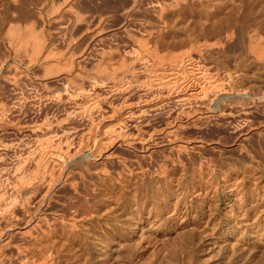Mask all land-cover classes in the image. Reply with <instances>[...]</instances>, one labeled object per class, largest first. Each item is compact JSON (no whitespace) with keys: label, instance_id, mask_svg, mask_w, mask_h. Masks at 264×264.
<instances>
[{"label":"rangeland","instance_id":"rangeland-1","mask_svg":"<svg viewBox=\"0 0 264 264\" xmlns=\"http://www.w3.org/2000/svg\"><path fill=\"white\" fill-rule=\"evenodd\" d=\"M176 3L177 5H175ZM159 8L162 10L160 15ZM11 26L16 27L21 32V36L22 34L24 35V33L26 34L32 31L37 34H43L45 37L44 47L41 53L35 57V59H32L33 61H30V47H20L22 40L15 39L16 43H14L12 42L14 38H10V36L7 35L6 31ZM147 28L150 29V32H147ZM144 29L146 32H144ZM143 37L149 42V49L152 50L154 45L156 46L154 50H157L158 54H155V57H152L154 53H152L151 50H146L138 44ZM100 38H102L101 41L98 40ZM137 39L141 40L137 42ZM18 41L20 44L17 43ZM155 41L159 45L156 44ZM151 46L153 48H151ZM15 47H17V49ZM110 49L113 50V53ZM103 50L107 52L105 53ZM132 50L136 52L135 54L140 53L139 56L142 55V57H146L144 59L149 62L150 66L148 64V68L144 69L145 71L140 68L138 70V67L136 69V65L134 66V64L130 63L134 56V54H131L132 58L130 56L129 51L132 52ZM49 52L53 55L50 56V58L48 57V60L45 58V55ZM25 53H27V55ZM101 53L104 54L105 57H102V55H100ZM148 53L152 55L148 56ZM84 54H86L85 60L82 58ZM109 54L111 55L109 56ZM120 55L122 57L124 56V59L129 61L125 62L124 60V63H122ZM71 57L74 62L72 64L73 66L69 64ZM173 57H179L178 59L181 58L185 66L188 64L187 66L191 67L188 69V73L186 72V74H184L185 78L180 76L182 79L177 82L179 87L175 88L174 91H178L182 93V95L186 88V91L195 92L193 94L196 95L192 97L194 103L192 104L190 100L189 103L191 107L188 106V102H186L187 106L183 104L185 107L182 104H176L177 106L174 104L170 107L167 106L166 108L169 109L170 112H167V109L164 107L160 110L161 112L157 111V115H153L154 117L156 116L155 118L150 116L152 112L151 114L149 112L146 119L152 117V119H150L151 123L148 121L149 125L143 123V126L140 124V127H143L144 129H142L144 131H152L160 127V125L161 128L159 129L163 127L166 128L168 123L165 122V119L166 121L170 120V123L174 117L171 125H173V123H182L183 127L187 126L186 129L184 128L185 130L182 126V128L178 130V133L180 131L179 134H181V136L184 135V137L182 136V138L179 139L180 135H178V137L175 140H171V142L166 141L165 143H159L157 145L159 147H156L154 149L155 151L153 150V153H150L151 155L141 154V152L137 150V145L129 146L127 144H121L118 147L116 145L112 148L107 147L105 150H102V153H107L109 151L107 154H110L112 152V154H110L112 156L109 155L110 157L104 158L105 155H102V157L96 158L98 141L102 137L100 135L103 133L101 132L103 131V126L106 122L108 123H106L107 126L113 125L114 123L109 116L105 114L104 117L107 119L104 118L105 121L99 124L97 122V117H100V113H104L105 111V109L101 108V110L99 108L100 113L98 112L99 110L97 111L98 114L95 112L97 116L95 113L92 114L94 115V119L96 117L95 122L98 124H95L98 126H96L97 128L95 127V133H99H97L94 140H91L87 145L89 146L92 144L93 146L91 145L90 148L88 147L89 149L87 147V149L84 148L82 151L84 154L82 153L72 158V161L67 158H62V163L66 168L71 167L70 170H74L75 178L77 177L76 180L79 179L81 175L82 177L84 176L83 179L82 177L80 178L81 181H77L79 183H85L89 188V182L95 180L98 182L99 180L98 176H100L101 171L98 172V169L106 166L110 175L103 180L106 185L104 186V183V187H100L99 190H102V192L98 190L100 198H102V200L110 198L108 195L110 194L109 190L114 186H117V190L119 189V191L115 196L108 199V207L103 204L105 203L103 201L102 203H98V217L101 218L105 215L103 210L111 211V209H113L111 206V204L114 205V203H112L113 201L123 202L122 204L125 203L124 206L129 201L125 209L127 212L126 215L130 217L132 212L139 214L140 223H137L136 230L125 238L129 250L126 249L127 246L117 249L116 244H113V247L116 248L115 252L111 253V255H109L110 257H107L109 260L107 258L105 259L106 261L104 260L105 263L133 264L130 263L133 260L134 264H239V262H241V257L239 258V256L242 252L239 248H241L242 245H244L249 252V256H247V258H249H246L249 262L256 253L255 247L258 244L264 245V239L261 240V235H259L260 227L257 226L261 212H257L256 209L258 195L263 194L264 197V177L261 175L264 171V0H182V2L181 0H177L176 2L175 0H0V102L4 100L7 103L9 101L11 104L12 98L15 95L13 92L16 91H13L10 86V81L13 79L14 75L18 77L19 74L21 81L27 86L29 85L24 88V90L28 91H24L26 92L25 94L31 96L30 100L29 97L26 98L28 100H25L26 103L28 102L27 104L24 102L26 106L24 104L22 109L19 107L18 110L15 109L14 113L12 112L13 114L8 117L9 123L6 121L7 125L0 120V126H2V129L0 127V157L3 159L0 162V166L2 164L3 168L5 167L4 170L6 171V169H9L8 172L11 173L10 171L13 165H16L19 158L28 152L29 147L33 143V140H30L31 134L27 131L28 128L21 127L23 126L21 122L29 120H37L36 123L39 121L41 122L44 114L48 115L47 117L53 120L54 117L60 116L65 111L64 109H68L70 104H61L58 99L54 100V96L58 91L61 92L64 86L70 90H74L78 87H82L86 90L94 85L93 82H99L98 85L100 87L97 86L95 89L101 92L106 89V87L109 88L112 84L123 85V83L127 81L128 83L126 84H131L128 93V95H130V93L131 95L128 97V101L136 105L137 97L142 94V89L143 93L145 92L149 96L153 93L152 96L156 97L157 93H159V91H155L152 88L150 90L149 87H145L148 86L145 84L151 85L155 83L162 72L165 73L168 70H171V72H176V70L178 73L180 72L178 66L180 61L176 63ZM153 60H157V62ZM52 62L60 64L61 68H59V66L56 68L57 70H51L52 73L50 71V75L48 74L49 76L44 75V68L48 64H54ZM76 62L78 63L76 64ZM16 69L17 71H15ZM97 69L99 71H96ZM141 70L143 71L141 72ZM133 71L135 73H133ZM192 71L195 72L193 73ZM23 72L24 74L22 77L21 73ZM107 74L109 75L107 76ZM149 77H152L151 80ZM30 80L33 81L32 86H34V91L31 88L32 86L30 87L32 83ZM27 81L30 83H27ZM34 83H37L36 87ZM63 84L64 86H62ZM140 84L143 87L142 89ZM100 88H102V90H100ZM145 88H148V91ZM30 91L32 94H29ZM114 91L112 92L113 96L110 95V98H108L112 102H117L126 94L123 92L127 90L121 92L117 91L116 93ZM198 91L200 93H198ZM139 92H141V94ZM164 92L165 91H160L159 97L157 96L155 99L152 97L153 101L150 103L156 104L166 100L167 94ZM17 93H19L18 90ZM174 93L172 92L171 95H174ZM108 98L106 99V103L111 102L108 101ZM160 98L162 100H160ZM195 98L196 100H194ZM31 99L36 100L32 101ZM201 99L206 103H203ZM199 100H201L202 106L201 104H195V102ZM29 101L31 103L34 102L32 105H36L34 106L35 109L32 108L33 106L29 104ZM38 103L39 105H37ZM106 103L104 107L107 109ZM198 103H200V101ZM139 104L141 105L143 103ZM57 106H59L60 109ZM180 106L182 108L179 111ZM196 106L198 109H196ZM171 107L175 109L173 112ZM23 108H26L24 112ZM176 108L179 114L176 112ZM200 109L201 111H199ZM195 110L198 111L196 112ZM36 112L38 113L36 114ZM33 113L34 115H32ZM166 114L170 118L165 116ZM174 114H178L179 117L178 115L175 117ZM201 114L205 116L203 117ZM183 115L185 117H183ZM84 116L86 117L87 114ZM198 116L199 118H197ZM85 117H73L74 121L71 119L70 122H73L70 126L77 127L76 125L79 124L80 126H78L82 131L84 128L83 125L87 128V122H90L86 120L89 116ZM18 121L20 126H18ZM184 122L187 125L184 126ZM101 126L102 129H100ZM133 128L135 127H128L127 131L132 130L129 132L135 133V129ZM76 130L80 131L78 127ZM79 131H77L78 134L81 133V131ZM20 135H24V138ZM160 135H158V141L161 139ZM76 136L78 135L76 134ZM18 138L23 140H19ZM96 139L98 140L97 142L95 141ZM17 141L20 144L17 143ZM94 143L97 144L94 145ZM179 143L189 145V147L194 146V148L189 151L186 150L185 152L175 151L176 149L173 150L172 145L174 146ZM24 144L28 145L26 146ZM93 152H95L93 155L96 157L92 155ZM8 162L9 164H7ZM78 164H81L82 167L81 165L78 167ZM160 165L162 167L164 166V168ZM73 167L77 169L76 171L78 172L76 173H78V175L75 173ZM128 170L138 174L136 179H133V181H136L134 183L137 184H133V181H129V178L127 179L130 173ZM138 170L140 171L138 172ZM159 172L161 175H159ZM119 173L121 174V178H123L121 184L116 181ZM164 173L167 176L164 175ZM142 175L144 176L141 177ZM0 177L3 179L2 176ZM1 178L0 182L2 180ZM1 184L3 187L0 186V189H3L4 186L8 187L4 179ZM58 185L59 188L56 187L57 189L54 188L53 191V203H55L53 204V209H59L63 201L70 200L71 197L74 198V196H77L74 191H71V188L63 187L61 184ZM7 187L4 188V190H6V194L11 195L9 194L11 191H9L10 189ZM41 188L38 191L40 194H42L46 186H42ZM39 193H37L33 202L30 200L32 204L25 198L27 196L26 194V196L23 192L19 194V196H21L20 198L18 196L17 201L20 202L25 199L27 202H21L23 203V207H19L22 204L17 205L19 202H17V204L15 203L16 207L14 206L15 204L12 207L10 206L7 214L1 213L4 212L1 211L0 225L4 226L7 223H4L7 221L5 216H8L10 212L12 214V209L14 214L11 215V218L12 216L14 219L16 217V221L12 219V222L17 225L11 226L12 229L19 225H27L25 220L27 221L29 217L23 211H27V209L29 210L32 207L34 209L36 203L38 205ZM67 194H69V196ZM163 197H168L167 199L171 203L178 199L179 204L175 211H165L162 216H156L154 214L147 217L148 214L146 213H148L149 205L141 209L134 203L137 201L142 203L144 200L150 203L153 200L155 204H158L162 203L161 199ZM26 204L29 205V207L25 206ZM18 207L21 209H18ZM109 207L110 210L108 209ZM133 207L138 208L135 209ZM172 207L171 205L168 206V208L171 209L170 211H172ZM22 208L25 210H22ZM121 212L119 210V213ZM4 214L6 215L4 216ZM20 216H22L24 222ZM87 221L88 219L81 223L84 228H82V235L87 238V242L90 240L89 242L93 243L94 240H96V238H92V232L89 231L92 225L95 226V224H100L101 227H105L107 224L105 229L107 230L110 228V221L108 222V218H105L103 223L102 220L99 222L96 219L95 221L94 219ZM129 222V220L128 222L126 220V222H123V226L128 227ZM2 226H0V228ZM87 226L89 227L87 228ZM28 227L26 229H28ZM261 227L264 230L263 223ZM55 228L61 229L59 223L56 224ZM127 229L128 228H124V230ZM104 233H106V231L100 233V235ZM20 235L21 234L14 233L11 236L13 239L10 238L9 247L4 251L6 255L8 254L7 259L9 260V264H19L18 260L20 259L15 250L16 246L23 245L27 247L30 244L31 246L29 245L28 249L31 248V252H35L36 254L41 246L44 248L47 244L52 242L51 238L54 237L53 241L58 240V237H52L50 233L47 234L50 237H38L37 240L40 242L34 240V238L31 239L32 237L28 235ZM39 236H41V234ZM3 237L5 238V236H2L0 240L3 239ZM91 239H93V241ZM39 244L41 245L39 246ZM71 246L74 245H67V248L62 254H69L71 251H69L68 248H71Z\"/></svg>","mask_w":264,"mask_h":264},{"label":"bare ground","instance_id":"bare-ground-1","mask_svg":"<svg viewBox=\"0 0 264 264\" xmlns=\"http://www.w3.org/2000/svg\"><path fill=\"white\" fill-rule=\"evenodd\" d=\"M135 1V0H134ZM150 1V0H149ZM157 1V0H156ZM177 0H175L176 2ZM180 1V0H179ZM184 1V0H183ZM193 1V0H192ZM152 2V1H151ZM150 2V3H151ZM161 2V1H160ZM171 2V1H170ZM182 2V0H181ZM186 2V1H185ZM174 3V1H173ZM138 4V3H136ZM156 4V3H155ZM159 4V3H158ZM195 4V3H194ZM149 5V3H148ZM171 5V4H170ZM177 5V3L175 4ZM151 6V5H150ZM153 6V5H152ZM135 8V7H134ZM140 9V8H139ZM137 9V10H139ZM160 9V8H159ZM164 9V7H163ZM136 10V11H137ZM156 10V9H155ZM154 11V10H153ZM157 11V10H156ZM162 10L160 9V12H159V15ZM141 12V11H140ZM181 12V11H180ZM158 13V12H157ZM163 15V14H161ZM155 16V15H154ZM156 17V16H155ZM160 17V16H159ZM150 18V17H149ZM158 18V17H157ZM156 19V18H155ZM160 19V18H159ZM159 21V20H158ZM168 21V20H166ZM164 22V21H163ZM139 23V22H138ZM141 23V22H140ZM142 24V23H141ZM140 24V25H141ZM144 24V23H143ZM146 24V23H145ZM149 25V24H148ZM150 26V25H149ZM135 27V25H134ZM146 27V26H145ZM138 28V27H137ZM161 28V27H160ZM140 29V27H139ZM143 29V28H142ZM162 29V28H161ZM160 29V30H161ZM127 30V29H126ZM145 30V29H144ZM147 32H150V29L147 28ZM30 31V30H29ZM146 32V30L144 31ZM7 35L10 36V38H14V43H16L15 39H19V40H22V45L20 44V42L18 41L17 43L20 44V47H30V61L35 57H37L40 53H41V50L42 48L44 47V44H45V41H44V36L43 34H37V33H34L32 31H30L29 33H24V35L22 34L21 36V32L16 28V27H9L8 30L6 31ZM128 33V32H127ZM147 34V33H146ZM152 34V33H151ZM116 35V34H115ZM128 35V34H127ZM149 35V33H148ZM25 36V38H24ZM126 36V35H125ZM132 36V35H131ZM134 36V34H133ZM140 36V35H139ZM127 37V36H126ZM138 37V35H137ZM141 37V36H140ZM139 37V38H140ZM157 37V36H156ZM165 37V36H164ZM169 37V36H168ZM24 38V40H23ZM113 38V37H111ZM130 38V37H129ZM135 38V36H134ZM142 38V37H141ZM148 38V37H147ZM99 41L102 40V38L98 39ZM141 39H137V42L140 41ZM158 40V39H157ZM23 41H24V44H23ZM130 41V40H129ZM159 41V40H158ZM163 41V40H162ZM165 41V40H164ZM11 42V44H12ZM125 42V40H124ZM136 42V43H137ZM154 42V41H153ZM156 42V41H155ZM13 43V44H14ZM130 43V42H129ZM135 43V44H136ZM152 43V41H151ZM125 44V43H123ZM138 44L140 45V47H143L145 48L146 50H151L149 49V42L147 41V39H145L143 37V39L138 42ZM156 44H158L156 42ZM163 44V42H162ZM161 44V45H162ZM170 44V43H169ZM122 45V44H121ZM142 45V46H141ZM152 45V44H151ZM159 45V44H158ZM166 45V44H165ZM16 46V45H14ZM129 46V45H128ZM17 49V47H15ZM137 48V47H136ZM151 48H153L151 46ZM154 48H156V46L154 45ZM154 48L151 50L152 53H154V55L152 54H149L148 56L152 55V57L154 56L155 57V54H158L157 50H154ZM166 48V47H165ZM15 49V50H16ZM118 49V47H117ZM116 49V50H117ZM124 49V48H123ZM126 49V48H125ZM135 49V48H134ZM26 50V49H25ZM28 50V49H27ZM111 50V49H110ZM129 50V49H128ZM127 50V52H128ZM17 51V50H16ZM29 51V52H30ZM100 51V50H99ZM104 51V50H103ZM123 51V50H121ZM138 51V50H137ZM55 52V51H54ZM105 52V51H104ZM103 52V53H104ZM107 52V51H106ZM105 52V53H106ZM110 52V51H109ZM111 52L113 53V50H111ZM118 52V51H117ZM130 52V56L131 54L133 56H131L132 58V64H134L135 68L137 69L138 67V70L139 68L140 69H147L148 68V64L149 62L146 61V57H142L139 56V54H135L136 52H134L132 50V53L131 51ZM149 52V51H148ZM157 52V53H156ZM21 53V52H20ZM19 53V54H20ZM126 53V52H125ZM145 53V52H144ZM18 54V55H19ZM27 55V53H25ZM44 54V53H43ZM49 52L48 54L45 55V58L49 60L50 56H52L53 54H51ZM55 54V53H54ZM97 54V53H96ZM115 54H120V53H115ZM124 54V53H123ZM122 54V55H123ZM128 54V53H127ZM143 54V53H141ZM17 55V56H18ZM24 55V56H26ZM56 55V54H55ZM71 55V54H70ZM85 55H83V59L85 60ZM102 55V57L105 55L104 54H100ZM111 54H109L110 56ZM125 55V54H124ZM144 55V54H143ZM108 56V57H109ZM121 56V55H120ZM129 56V55H128ZM145 56V55H144ZM21 57V56H20ZM27 57V56H26ZM29 57V55H28ZM49 57V58H48ZM99 57V56H98ZM101 57V56H100ZM127 57V56H126ZM159 57V56H158ZM19 58V57H18ZM25 58V57H24ZM87 58V57H86ZM130 58V59H131ZM149 58V57H148ZM175 58L174 61L179 62L178 66H179V70L180 72L178 73L177 70L176 72H171V70H168L166 71L165 73H160V77L156 79V82L153 83V84H145V85H148V86H145V87H149L150 90L151 88L154 89L155 91H159V93L157 92H154V93H157V96L160 94V91H165L164 93H166V100L164 101H161L159 103H150L153 101V98H157L152 96L153 93L149 96L147 93H143V87L141 86V89H142V94L141 92H139L141 95H138L137 97V100H136V105L133 104L132 102L128 101V97L131 95H128L129 91H130V85L129 84H126L128 83L126 81V83L124 82L123 85H115V84H112L111 86H109V88H107L106 86V89H104L103 91L99 92L95 89V87H100L98 85V83L96 82H93L94 85L91 86L90 89H84L82 87H78L74 90H70L68 89L66 86H64V84L62 86H64L63 90L61 92H57V94L54 96V100L58 99L59 102H61V104L63 103H67V104H70V106H68V109H64L63 113L60 115V116H57V117H54L53 120H51L49 117H47L48 115H45L43 116L41 122L39 121L38 123H36V121H32V120H29V121H26V122H21V127H25V128H28L27 131L30 132L31 134V139L29 137L30 140H33V143L31 144V146L29 147V150L28 152L23 155L21 158H19V160L17 161V164L16 165H13V168L11 169V173L8 172L9 169H6V171L4 170L2 164V168L0 166V176L3 177V179L6 181V184L8 185L7 186H4V188H9L11 191V195H8L6 194V190L3 189H0V212L1 211H4V212H1V213H6L7 214V211H9L8 208H10V206L12 207L15 203L17 204V199H18V196L19 194H21L22 192L24 193V195L26 196L25 198L27 199V201L30 202V200H32L31 202L34 201L35 199V196L37 195V193H39V189L43 186H46L45 190L42 192V194H40L39 196V199H38V205L36 203L33 204L35 205L34 209L33 207L31 208V205L30 208L31 209H27V211H23L25 212L29 218H27V221L25 220V223L27 225H24V226H18V227H12L11 226H15L16 223H13L12 222V218H11V215L14 214L13 212V209H12V214L10 212V214H8V216H5L6 214H4L5 218L7 221H5L4 223H6L4 226H2L0 228V237L2 238V236H5V238L3 237V239L0 240V264H9V260L7 259V255L5 254V249L7 247H9L10 245V238H12L11 236L15 233L17 234H21V235H28L29 237H32L31 239L34 238V240H37L38 237L40 238H45L47 237L48 233H50V236H55V237H58L56 240L57 241H53L54 237L51 238L52 239V242L50 244H45L46 247L40 248V250L38 249L37 253L35 254V252H31V248L28 249L29 245H25L27 247H24L23 245L22 246H16L15 250L17 251V256H19V259L18 260L19 264H107L104 262V260L109 256L111 255V253L115 252V249L117 248H124L127 246V242L125 241L127 238V236L130 235V233H134V231L136 230V225L137 223L139 222L140 223V218H139V214L136 213V212H132L130 217L129 215H126L127 212L125 211L126 209V206L128 204V202L126 203V205L124 206V204H122L123 202H112L114 203V205L111 204V206L113 207V209H111V211H105L103 210L104 207H103V213L105 214L103 217H98L97 216V213H98V210H99V205L98 203H103L105 206L108 207V199L112 198L113 196H115V194L119 191V189L117 190V186H114L112 189H108L110 191V194L108 199H105V200H102V198H100L99 196V193H98V190L100 189L101 186H103V184L105 182H103V180H105L106 177H109V173H108V170L106 169V166H103L101 168H99L97 171L100 172V176H98L99 180L98 182L95 181H91L89 182L90 183V188L85 185V183H82V182H78L77 180H80L75 178V175H74V170H70V168H66L65 165L62 163L63 159L62 158H67L69 160H71L72 158H75L77 156H79L80 154H82L83 152V149L84 148H90L91 145L87 146L88 143L91 141V140H94V138L96 137V134L99 133H95L96 132V128L98 127L97 123L95 122V119L93 118L95 112H97L99 110V108L101 109H105L104 113L101 112L100 113V110L98 111L100 113V117H97V122L99 124H102L105 120L104 117L105 114L107 116H109V118L111 119L113 123V125H106L105 123V127L103 126V132L102 136L99 141L96 139L95 141L97 142L98 141V147H97V151H96V155H93L95 152L92 153L93 156H95L96 158H100L102 157V155H105L104 158L108 157L110 154H112V152L110 154H107L109 153V151L107 153H102V150H105L107 147H113V146H116L117 147L121 144H127V145H137V150L141 152V154L145 155V154H150L151 152L153 153V150L156 148V147H159L157 146L159 143H165L166 141L167 142H171V140H175L178 135H180V138H182V136L184 137V135L181 136L180 131L178 133V130L180 128L183 127L182 123H173V125H171L172 123V120L171 122L169 123V121L165 119V122H167L168 126L166 128H162V129H159L161 128V125L160 127H158L157 129H153L152 131L150 130H147V131H144L143 127H140V124H142L143 126V123L144 124H147L149 125L148 121H150V119H152V117H154L153 115L158 113L161 109H163L164 107L166 108L167 106L170 107L172 105H183V104H186V102H192V104L194 103L193 100H192V97L193 95H196V94H193L195 92H189V91H184L183 95L182 93L180 92H176L174 91L175 88L179 87L178 85V80L182 79V77L180 76H185L184 74H186V72L188 73V69H190L191 67L189 66H185L183 63H182V59H178L179 57H173ZM172 58V59H173ZM43 59V57H42ZM65 59V58H64ZM81 59V60H83ZM113 59H114V56H113ZM127 59V58H126ZM171 59V58H170ZM178 59V60H177ZM45 60V59H44ZM96 60V59H95ZM101 60V58H100ZM109 60H110V57H109ZM122 60V63H124V56L122 57L121 56V59ZM185 60V59H184ZM33 61V60H32ZM47 61V60H46ZM115 61V60H114ZM126 61H129V60H125ZM131 61V60H130ZM154 61V60H153ZM157 62V60H155ZM154 61V62H155ZM79 62V61H78ZM76 62V64L78 63ZM85 62V61H84ZM83 62V63H84ZM108 62V61H107ZM121 62V61H120ZM172 62V61H171ZM184 62V61H183ZM46 63V62H45ZM50 63V62H49ZM54 63V62H52ZM73 59L71 57V60L69 61V64L70 66H73ZM68 64V65H69ZM46 65V64H45ZM67 65V63H66ZM153 65V64H152ZM156 65V64H155ZM29 66V65H28ZM60 66V67H59ZM79 66V65H78ZM127 66V64H126ZM129 66V64H128ZM150 66V64H149ZM177 66V64H176ZM177 66V67H178ZM61 68V65L60 64H48L46 65V67L44 68V71H45V74L44 75H47L49 76L50 75V71L53 69L55 70L56 68ZM69 67V66H68ZM159 67V65H158ZM166 67V66H165ZM16 68V67H15ZM63 68V67H62ZM67 68V67H66ZM71 68V67H70ZM83 68V67H81ZM100 68V67H99ZM103 68V67H102ZM105 68V67H104ZM124 68V67H123ZM127 68V67H125ZM131 68H132V65H131ZM134 68V67H133ZM134 68V69H135ZM151 68V67H150ZM68 69V68H67ZM106 69V68H105ZM104 69V70H105ZM57 70V69H56ZM65 70V69H64ZM103 70V72H104ZM115 70V69H114ZM126 70V69H125ZM130 70V69H129ZM132 70V69H131ZM141 70V72L143 71ZM149 70V69H148ZM165 70V69H164ZM174 70V71H175ZM17 71V69L15 70ZM22 71V70H21ZM51 71V73H52ZM69 71V70H68ZM96 71H99L98 69ZM145 71V70H144ZM153 71V70H152ZM157 71V70H156ZM159 71V70H158ZM20 72V71H19ZM76 72V71H75ZM106 72V71H105ZM132 72V71H131ZM193 73L195 71H192ZM18 73V72H17ZM128 73V72H126ZM133 73H135L133 71ZM132 73V74H133ZM191 73V71H190ZM189 73V74H190ZM15 74V73H14ZM24 74L21 73V76ZM26 74V73H25ZM49 74V75H48ZM75 74V73H74ZM78 74V72H77ZM137 74V73H136ZM139 74V73H138ZM159 74V73H158ZM20 75V74H19ZM19 75L18 77H13V79L10 81V86L12 87L13 91L15 90L16 92H13L15 93L14 97L12 98V102L11 104L6 102V101H2L0 102V120L2 121V123H6V121L8 122V117L13 114L15 112V109L18 110L19 107H21L22 109V106L26 103L25 100H27L26 98L29 97V100L31 98V96H28L27 94H25L26 92L24 91H27V90H24V88L27 86L25 83H23V81H21V77L19 78ZM53 75V74H52ZM58 75V74H57ZM109 74H107L108 76ZM127 75V74H125ZM111 76V75H110ZM156 76V74H155ZM188 76V75H187ZM186 76V77H187ZM23 77V76H22ZM25 77V76H24ZM60 77V76H59ZM66 77V76H65ZM121 77V76H120ZM190 77V76H189ZM118 78V77H117ZM123 78V77H122ZM150 78V77H149ZM152 78V77H151ZM150 78V80H151ZM155 78V77H154ZM185 78V77H184ZM58 79V78H56ZM66 79V78H65ZM189 79V78H188ZM61 80V79H59ZM31 81V80H30ZM117 81V80H116ZM25 82V81H24ZM31 85L30 87L32 86L33 84V81H31ZM62 82V81H61ZM66 82V80H65ZM107 82V81H106ZM141 82V81H140ZM148 82V81H147ZM150 82V81H149ZM187 82V81H186ZM27 83H30L27 81ZM109 83V82H108ZM116 83V82H114ZM130 83V82H129ZM152 83V82H150ZM182 83H185V82H182ZM37 84V83H36ZM36 84L34 83L35 87H36ZM44 84V83H43ZM101 84V83H100ZM180 84V83H179ZM189 84V82H188ZM187 84V85H188ZM41 85V84H40ZM45 85V84H44ZM90 85V84H89ZM152 87H150V86ZM181 85V84H180ZM185 85V86H187ZM29 86V85H28ZM27 86V87H28ZM38 86V85H37ZM80 86V85H79ZM104 86V85H103ZM189 86V85H188ZM135 87V86H134ZM181 87V86H180ZM203 87V86H202ZM201 87V88H202ZM32 90L34 88V86L31 87ZM192 88V87H191ZM28 89V88H27ZM36 89V88H35ZM137 89V88H136ZM146 89V88H145ZM148 89V88H147ZM146 89V90H147ZM180 89V88H179ZM195 89V88H193ZM17 90L19 93H17ZM31 90V91H32ZM37 90V89H36ZM61 90V89H60ZM100 90H102V88H100ZM115 90V91H114ZM126 91V92H123V93H126L124 94L123 97H121L117 102H112L109 98V96H113L112 95V92L114 91L115 93L117 91ZM138 90V89H137ZM144 90V91H146ZM149 90V91H150ZM192 90V89H191ZM198 90V89H197ZM202 90V89H201ZM29 92V94L32 92ZM34 91V90H33ZM148 91V90H147ZM196 91V90H195ZM12 92V91H11ZM28 92V91H27ZM119 92V94H120ZM132 92L134 93V91L132 90ZM136 92V90H135ZM153 92V91H152ZM172 92L174 93V95H171ZM122 93V94H123ZM163 93V92H161ZM198 93H200L198 91ZM259 93V92H258ZM34 94V93H33ZM43 94V93H42ZM114 94V93H113ZM255 94V93H254ZM163 95V94H162ZM263 95V94H262ZM49 96V95H48ZM203 96V95H202ZM109 97V98H108ZM116 97V96H115ZM153 97V98H152ZM159 97V96H158ZM164 97V96H163ZM162 97V98H163ZM109 99L108 101H111L109 103H106L107 100L106 99ZM200 98V97H198ZM204 98V97H203ZM2 99V98H1ZM5 99V98H4ZM37 99V98H36ZM35 99V100H36ZM53 99V98H52ZM206 99V98H205ZM32 101H35L33 99H31ZM41 100V99H40ZM46 100V99H45ZM49 100V98H48ZM51 100V98H50ZM160 100H162L160 98ZM159 100V101H160ZM196 100V98L194 99ZM202 100V99H201ZM201 100L200 103H198L197 101L195 102V104L197 103L198 105L201 104ZM28 101V100H27ZM39 101V99H38ZM53 101V100H52ZM135 101V100H134ZM203 103H206L204 102V100H202ZM212 101V100H211ZM25 102V103H24ZM30 102V101H29ZM56 102V101H55ZM158 102V101H157ZM28 103V102H27ZM26 103V104H27ZM34 103V102H33ZM33 103H29V104H33ZM43 103V102H42ZM45 103V102H44ZM53 103V102H52ZM105 103L107 105V109L104 107L105 106ZM139 103H143V104H139ZM25 104V106H26ZM59 104V103H58ZM140 106H139V105ZM151 104V105H150ZM39 105V103L37 104ZM176 105V106H177ZM197 105V106H198ZM24 106V107H25ZM30 106V105H29ZM34 108V106L36 105H32ZM64 106V105H63ZM67 106V105H66ZM139 106V107H138ZM185 107V105H183ZM187 106V104H186ZM188 106H190V103L188 104ZM196 106V109H198V107ZM202 106V104H201ZM28 107V106H27ZM31 107V106H30ZM39 107V106H38ZM59 108V106H57ZM62 107V106H61ZM146 107V108H145ZM174 107V106H173ZM173 107H171L172 112L175 110ZM183 107V108H184ZM191 107V106H190ZM67 108V107H66ZM182 107L180 106L179 108V111ZM200 108V107H199ZM24 109L26 108H23V112H24ZM29 109V108H28ZM35 109V108H34ZM57 109V108H56ZM60 109V108H59ZM101 109V110H102ZM167 109V108H166ZM185 109V108H184ZM190 109V108H188ZM187 109V110H188ZM195 109V107H194ZM20 110V109H19ZM31 110V109H30ZM46 110V109H45ZM50 110V109H49ZM62 110V109H61ZM60 110V112H61ZM165 110V109H164ZM177 110V108H176ZM186 110V109H185ZM21 111V110H20ZM19 111V112H20ZM39 111V110H37ZM54 111V110H53ZM158 111V112H157ZM163 111V110H162ZM167 112H170L169 109L166 110ZM182 111V110H181ZM196 112L198 110H195ZM201 111V109L199 110ZM203 111V110H202ZM206 111V110H205ZM13 112V113H12ZM22 112V111H21ZM20 112V113H21ZM57 112V110H56ZM97 112V114H98ZM150 112H152V114L150 116V119H146V116L147 114ZM161 112V111H160ZM166 112V113H167ZM171 112V113H172ZM178 112V110L176 111ZM190 112V111H189ZM192 112V111H191ZM204 112V111H203ZM223 112V111H222ZM246 112V111H245ZM18 113V111H17ZM32 113V112H31ZM38 112H36L37 114ZM46 113V112H45ZM103 113V114H102ZM169 113V114H171ZM199 113V112H198ZM26 114V113H25ZM49 114V113H48ZM58 114V113H57ZM85 114H87L86 117L89 116L88 119L86 120H89L90 122H87L88 123V126L87 128H85V126L83 125L84 128L82 129L81 131V128L79 127L80 125L77 124L76 126L78 127V129H80L81 133L78 134L77 131L79 130H76L77 127H71V123L74 121L73 120V117L74 118H77V116H82V118H84ZM88 114H91V115H88ZM179 114V112H178ZM178 114H174V116L176 117ZM181 114V113H180ZM183 114V113H182ZM200 114V113H199ZM208 114V113H207ZM15 115V114H14ZM27 115V114H26ZM30 115V114H29ZM34 115V113L32 114ZM53 115V114H52ZM96 115V113H95ZM157 115V114H156ZM172 115V114H171ZM169 115V116H171ZM185 115V114H184ZM183 115V117H185ZM188 115V114H187ZM195 115V114H194ZM198 115V114H196ZM202 115V114H201ZM209 115V114H208ZM212 115V114H210ZM19 116V115H18ZM97 116V115H96ZM99 116V115H98ZM167 116V114L165 115ZM182 116V115H181ZM189 116V115H188ZM203 117L205 116L204 114L202 115ZM29 117V116H28ZM52 117V116H51ZM85 117V118H86ZM91 117V118H90ZM149 117V116H148ZM156 117V116H155ZM154 117V118H155ZM168 117V116H167ZM179 117V115H178ZM202 117V118H203ZM210 117V116H208ZM245 117V116H244ZM39 118V117H38ZM99 118V119H98ZM159 118V117H158ZM170 118V117H168ZM182 118V117H181ZM193 118V117H192ZM199 118V116L197 117ZM207 118V117H205ZM20 119V118H19ZM32 119V118H31ZM71 119L73 120L72 122ZM107 119V118H106ZM157 119V118H156ZM186 119V118H185ZM242 119V117H241ZM248 119V118H247ZM246 119V120H247ZM13 120V118H12ZM26 120V119H24ZM77 120V119H76ZM84 120V119H83ZM82 120V121H83ZM176 120V118H175ZM174 120V121H175ZM180 120V119H179ZM17 121V120H16ZM85 121V120H84ZM157 121V120H156ZM159 121V120H158ZM182 121V120H181ZM201 121V120H200ZM244 121V120H243ZM11 122H14V121H11ZM10 122V123H11ZM77 122V121H76ZM111 122V123H112ZM153 122V121H152ZM9 123V122H8ZM19 123V121H18ZM70 123V124H69ZM151 123V121H150ZM164 123V122H163ZM187 123V122H186ZM250 123V122H249ZM73 124H76V123H73ZM97 124V125H95ZM108 124V123H107ZM155 124V123H154ZM166 124V123H164ZM190 124V123H189ZM234 124V123H233ZM247 124V123H246ZM7 125V123H6ZM79 125V126H78ZM157 125V124H156ZM187 125L185 124L184 122V126ZM193 125V123H192ZM5 126V125H4ZM18 126H20V123L18 124ZM97 126V127H96ZM135 127L133 129H135V133H130L129 131H127V128L129 127ZM182 126V127H181ZM199 126V125H198ZM245 126V125H244ZM1 129H2V126H0ZM14 127V126H13ZM82 127V126H81ZM96 127V128H95ZM156 127V126H155ZM154 127V128H155ZM187 127V126H186ZM186 127H183V129ZM242 127V126H241ZM143 128V129H142ZM150 128V127H149ZM102 129V126L101 128ZM132 129V128H131ZM184 129V130H185ZM236 129V128H234ZM22 130V129H21ZM79 131V132H80ZM99 131V130H98ZM149 131V132H148ZM23 132V131H22ZM129 132V133H128ZM161 132V133H159ZM5 133V131H4ZM19 133V132H18ZM76 134L79 136H76ZM161 134V135H160ZM99 135V134H98ZM158 135L161 136V139L160 141H158ZM21 136V135H20ZM24 136V135H23ZM23 136H21L22 138H24ZM98 136V137H100ZM244 137V136H243ZM26 138V137H25ZM19 140H23V139H20L18 138ZM204 140V139H203ZM15 141V140H14ZM26 141V140H25ZM28 141V140H27ZM201 141V140H200ZM175 142H178V141H175ZM205 142V141H204ZM203 142V143H204ZM17 143H19L17 141ZM93 143V141H92ZM185 143V142H184ZM1 144V143H0ZM11 144V143H10ZM20 144V143H19ZM18 144V145H19ZM22 144V143H21ZM29 144V143H28ZM27 144V145H28ZM97 144V143H96ZM94 143V145H96ZM175 144V143H173ZM26 145V144H24ZM26 145V146H27ZM30 145V144H29ZM93 146V145H92ZM191 146V145H190ZM200 146V145H199ZM198 146V147H199ZM246 146V145H245ZM3 147V145H2ZM22 147V146H21ZM27 147V148H28ZM162 147V146H161ZM10 148V147H9ZM86 148V149H87ZM88 148V149H89ZM132 148V146H131ZM172 148L173 150L176 149L175 151H186V150H190L192 148H194V146L192 147H189V145H186V144H182V143H179V144H176V145H172ZM96 149V148H95ZM244 149V148H243ZM5 150V149H3ZM7 150V149H6ZM18 150V149H17ZM21 150V148H20ZM23 150V149H22ZM108 150V149H107ZM111 150V149H110ZM246 150V149H245ZM25 151V150H24ZM155 151V150H154ZM187 151V152H188ZM20 152V151H19ZM18 153V152H17ZM23 153V152H22ZM182 153V152H181ZM4 154V153H3ZM24 154V153H23ZM84 154V153H83ZM250 154V153H249ZM151 155V154H150ZM190 155V154H188ZM248 155V154H247ZM112 156V155H110ZM109 156V157H110ZM117 156V155H116ZM169 156V155H168ZM19 157V155H18ZM181 157V156H180ZM7 158V157H6ZM5 158V159H6ZM189 158V157H188ZM164 159V158H163ZM1 157H0V162H1ZM66 160V159H65ZM149 160V159H148ZM181 160V159H180ZM72 161V160H71ZM172 161V160H171ZM202 161V160H200ZM4 162V161H3ZM65 162V161H64ZM83 162V161H82ZM131 162V161H130ZM161 162V161H160ZM12 163V162H11ZM69 163V162H68ZM90 163V162H89ZM163 163V162H162ZM160 163V164H162ZM9 164V162L7 163ZM77 164V163H76ZM84 164V162H83ZM87 164V163H86ZM85 164V165H86ZM121 164V163H120ZM179 164V163H178ZM68 165V164H67ZM72 165V164H71ZM79 165V164H78ZM81 165V164H80ZM80 165L78 167H80ZM88 165V164H87ZM172 165V164H171ZM210 165V164H209ZM264 165V164H263ZM7 166V165H6ZM10 166V165H9ZM76 166V165H75ZM74 166V167H75ZM97 166V165H96ZM102 166V165H101ZM161 166V165H160ZM204 166V165H203ZM73 167V168H74ZM77 167V168H78ZM82 167V165H81ZM87 167V166H86ZM162 167V166H161ZM165 167H166V164H165ZM264 167V166H263ZM7 168V167H6ZM84 168V167H83ZM134 168V167H133ZM156 168V167H155ZM154 168V169H155ZM158 168H159V165H158ZM164 168V166L162 167ZM176 168V166H175ZM75 169V173L78 172L76 171L77 169ZM79 169V168H78ZM126 169V168H125ZM124 169V170H125ZM168 169V168H167ZM172 169V167H171ZM89 170V169H87ZM95 170V169H94ZM93 170V171H94ZM132 170V169H131ZM130 170V171H131ZM144 170V169H143ZM142 170V171H143ZM197 170V169H196ZM213 170V169H211ZM264 170V169H263ZM262 170V171H263ZM80 171V170H79ZM82 171V170H81ZM90 171V170H89ZM129 171V170H128ZM129 171V172H130ZM140 170H138L139 172ZM141 171V172H142ZM158 171V170H157ZM161 171V170H160ZM164 171V170H163ZM162 171V172H163ZM165 171H168V170H165ZM112 172V170H111ZM83 173V172H82ZM89 173V172H88ZM97 173V172H96ZM143 173V172H142ZM141 173V174H142ZM147 173V172H146ZM78 175V173H76ZM87 174V173H86ZM152 174V173H151ZM169 174V173H168ZM98 175V174H97ZM156 175V174H155ZM159 175L160 172H159ZM163 175V174H162ZM164 175H166L164 173ZM263 177H264V171H263V174H261ZM260 175V176H261ZM86 176V175H85ZM138 176L137 173H133V172H130L129 173V176L127 177V179L130 181H133V179ZM140 176V175H139ZM144 175H142L141 177H143ZM167 176V175H166ZM171 176V175H169ZM179 176V175H178ZM92 177V176H91ZM159 177V176H158ZM259 177V176H258ZM1 178V177H0ZM84 178V176L82 177V179ZM86 178V177H85ZM125 178V177H124ZM172 178V177H171ZM2 179V178H1ZM3 179L1 180L0 182V186H2V182H3ZM93 179V178H91ZM109 179V178H108ZM122 179L121 178V174L119 173L118 174V177L116 179L117 182H119L121 184L122 182ZM126 179V178H125ZM126 179V181H127ZM165 179V178H164ZM163 179V180H164ZM162 180V179H161ZM81 181V180H80ZM90 181V179H89ZM124 181V180H123ZM140 181V180H139ZM145 181V180H144ZM136 181H133L132 183L133 184H137V183H134ZM131 183V184H132ZM142 183H143V180H142ZM5 184V183H4ZM3 184V185H4ZM58 184H61V186L63 187H69L71 188L72 190L71 191H74V193L77 194V196H74V198H70V200H65L63 201V203H58L61 205V207L59 209H53V200H54V196H53V191H54V188L57 189L59 188ZM58 185V186H57ZM106 185V183L104 184V186ZM156 185V184H155ZM243 185V184H242ZM103 186V187H104ZM178 186V184H177ZM3 187V186H2ZM57 187V188H56ZM107 187V186H106ZM119 187V186H118ZM1 188V187H0ZM108 188V187H107ZM42 189V188H41ZM61 190V189H60ZM104 190V189H103ZM117 190V191H116ZM66 191V190H65ZM100 191V190H99ZM108 191V192H109ZM243 191V190H242ZM56 192V191H55ZM54 192V193H55ZM102 192V190L100 191ZM105 192V191H104ZM73 193V192H72ZM157 193V192H156ZM101 194H104V193H101ZM119 194V193H118ZM162 194V193H161ZM8 195V196H6ZM56 195V194H54ZM66 195V194H65ZM69 196V194H67ZM72 195V194H71ZM172 195V194H171ZM14 196V197H13ZM21 196V195H20ZM19 196V198H20ZM59 196V195H58ZM102 196V195H101ZM120 196V194H119ZM156 196V194H155ZM167 196V194H166ZM165 196V197H166ZM257 196V195H256ZM67 197V196H66ZM103 197V196H102ZM117 197V196H116ZM246 197V196H245ZM154 198V197H153ZM168 198V197H167ZM167 198H162L160 201L162 203H158V204H155V202L152 200L150 203L149 202H146L145 200L142 202V203H139L138 201L137 202H134L136 203L137 206H139L141 209L142 208H145L149 205L148 207V214L147 217H150L152 215H156V216H162L165 211L167 212H173L175 211V209L177 208L178 204H179V201L178 199L175 200V202H169V200ZM256 198V197H255ZM58 199V198H57ZM22 200V199H21ZM119 200V199H118ZM157 200V199H156ZM25 202L26 200H22L20 201L17 205H21L19 207H23V203L21 202ZM26 201V202H27ZM117 201V200H115ZM134 201V200H133ZM28 202V204H29ZM30 202V204H32ZM111 203V202H110ZM131 203V202H130ZM16 204L14 205L16 207ZM25 204V203H24ZM29 204V205H30ZM57 204V203H56ZM29 205H25V206H28ZM110 205V204H109ZM132 205V204H131ZM164 205V206H163ZM171 205L173 206L172 207V211H170L171 209L168 208V206ZM130 206V205H129ZM133 206V205H132ZM18 209H21L19 208ZM106 208V207H105ZM129 208V207H128ZM135 208V207H133ZM138 208V207H136ZM135 208V209H136ZM107 209V208H106ZM110 210V207L108 208ZM140 209V210H141ZM147 209V208H146ZM256 209H257V212H261V215L258 219V224L257 226H259V235H261L260 239H264V230L263 228L261 227L262 226V223L264 224V197H263V194L262 195H258L257 197V206H256ZM22 210H25L22 208ZM21 210V211H22ZM34 210V211H32ZM101 210V209H100ZM119 210L121 213H119ZM139 210V211H140ZM16 211V210H15ZM128 211V210H127ZM146 211V210H145ZM22 212V213H23ZM33 212V213H32ZM137 212H138V209H137ZM0 213V214H1ZM20 213V212H19ZM100 213V212H99ZM102 213V212H101ZM130 213V212H129ZM25 214V215H26ZM142 214V213H141ZM22 215V214H21ZM172 215V214H171ZM3 216V215H2ZM3 216V217H4ZM17 216V215H16ZM101 216V215H100ZM124 218H123V217ZM129 218H128V217ZM144 216V215H143ZM18 217V216H17ZM22 218V216H20ZM4 218V220H5ZM11 218V220H10ZM20 218V219H21ZM105 218H108V222L110 221V228L109 229H105V227H101L100 224H95L91 226V228L89 229V231L92 232V238H96V240H94L93 243L91 242H87V238L83 237V233H82V225L81 223H83V221H86L88 219V221L90 220H93L95 221V219L97 221H101L102 220V223H103V220H105ZM122 218V219H121ZM24 219H25V216H24ZM143 219V218H142ZM3 220V219H2ZM1 220V221H2ZM3 220V221H4ZM10 220V221H8ZM16 221V217L14 219ZM128 222V220L130 221L129 222V226L128 227H124L123 226V222ZM14 221V222H15ZM17 221H18V218H17ZM22 221H23V218H22ZM87 221V222H88ZM107 221V220H106ZM21 222V220H20ZM19 222V223H20ZM24 222V221H23ZM93 222V221H92ZM98 222V223H99ZM59 223V226L61 227V229H56L55 226L56 224ZM106 223V222H105ZM13 224V225H12ZM24 224V223H23ZM88 224V223H87ZM91 225V224H90ZM17 226V225H16ZM30 226V227H28ZM28 227V229H26ZM84 227H85V224H84ZM89 226H87L88 228ZM16 228V229H15ZM124 228H128L127 230H124ZM84 229V228H83ZM143 229V228H142ZM11 230V231H10ZM13 230V231H12ZM16 230V231H14ZM85 231V230H84ZM88 231V233H89ZM106 231V233L104 234H101L102 232ZM100 232V233H99ZM41 234V236H39ZM20 235V236H21ZM19 236V235H18ZM48 236V237H50ZM89 237V236H88ZM20 238V237H19ZM24 238V237H23ZM13 239V238H12ZM30 239V240H31ZM48 239V238H47ZM89 239V238H88ZM259 239V240H260ZM24 240V239H23ZM29 240V238H28ZM33 240V241H34ZM93 241V239H91ZM260 240V241H261ZM20 241V239H19ZM32 241V242H33ZM38 241V240H37ZM31 242V243H32ZM40 242V241H38ZM14 243V241H13ZM12 243V245H13ZM69 243V244H68ZM15 244V243H14ZM20 244V243H19ZM34 244V243H33ZM42 244V243H41ZM39 244V246L41 245ZM74 245V246H71V248H68L69 251H71L69 254H62V252L67 248V245ZM113 244H116V248L113 247ZM18 245V244H17ZM31 246V245H30ZM131 248V247H130ZM67 249V250H68ZM126 249H128V246L126 247ZM242 250L241 252V255L239 256V258L241 257V262H239V264H264V245H261V244H258L256 247H255V254H254V257L253 259H251L249 262L247 261V256L248 255V250L246 249V247L244 245H242L241 248H239ZM8 250V249H7ZM120 250V249H119ZM129 250V249H128ZM33 251V250H32ZM35 251V250H34ZM68 251V252H69ZM118 251V250H117ZM10 253V252H9ZM120 253V252H119ZM253 253V252H252ZM12 254V253H11ZM16 254V253H15ZM30 254V256H29ZM116 254V253H115ZM117 255V254H116ZM121 255V254H119ZM123 256V255H122ZM121 256V258H122ZM110 257V256H109ZM252 257V256H251ZM250 257V258H251ZM120 258V257H119ZM247 258V259H246ZM14 259V258H13ZM108 259V258H107ZM118 259V258H117ZM11 260V258H10ZM17 260V258H16ZM109 260V259H108ZM106 261V260H105ZM119 261V260H118ZM131 261V260H130ZM130 263H133V260L132 262ZM237 263V262H236ZM116 264V263H115Z\"/></svg>","mask_w":264,"mask_h":264}]
</instances>
